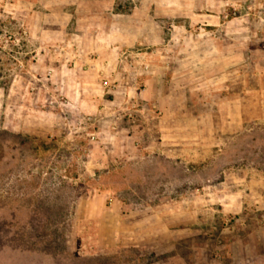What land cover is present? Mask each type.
Here are the masks:
<instances>
[{
  "label": "rangeland",
  "instance_id": "1",
  "mask_svg": "<svg viewBox=\"0 0 264 264\" xmlns=\"http://www.w3.org/2000/svg\"><path fill=\"white\" fill-rule=\"evenodd\" d=\"M73 3L0 0V264H264V120L206 125L208 139L182 147L193 153L184 167L182 158L139 156L144 140L120 126H148L158 138V113L137 92L115 91L141 92L166 60L201 67L203 55L216 69L208 80L230 99L264 86V0H115L99 19L147 23L136 44L116 47L112 73L99 62L97 84L88 80L100 54L65 12ZM86 71L93 91L79 90ZM103 197L105 222L89 216ZM122 198L129 203L111 207ZM120 212L141 223L143 248L98 246L101 231L122 233Z\"/></svg>",
  "mask_w": 264,
  "mask_h": 264
},
{
  "label": "crops",
  "instance_id": "2",
  "mask_svg": "<svg viewBox=\"0 0 264 264\" xmlns=\"http://www.w3.org/2000/svg\"><path fill=\"white\" fill-rule=\"evenodd\" d=\"M71 2H74L72 5L73 8L65 6V12L68 11L69 14H71V19L74 20V26L76 29L87 28L86 33L84 32L86 35L83 39L97 45L95 48L100 54L97 59L93 58L94 61L92 62H94L96 66L91 71L93 72L92 81L88 80V83L90 84H97L95 80L99 77V72H97L99 62L101 63L102 61L101 66L104 67L102 72H105L106 70L107 72L112 73V68L116 63V47L119 46V49L120 46H132L136 44V42L143 37L142 28L145 27L147 22L144 19L140 20L138 18L135 23L124 24L115 20L114 16L108 17L106 21L101 18L99 19L97 14L112 10L116 6L115 0H111L109 3L103 1L100 2L99 0H73ZM64 3L72 4L67 3L65 0ZM226 4L227 3H224L223 10L226 9ZM187 6L192 7V4L187 3ZM208 9L214 11L213 9H210V7H208ZM171 10H176V8H171ZM196 20L214 25L218 23L223 24L222 21L220 23L214 15H201L198 16ZM128 27L135 29L136 32L131 35L124 33ZM82 32L83 31H81V33ZM165 52L170 53V48L165 47L164 53ZM190 54L192 56V61H194L193 53ZM201 57V67H196L194 62H187L185 66L178 68L177 64L171 66L170 61L166 60L167 66H164L163 69L157 71L155 75L153 74L146 79V87H144L141 92L137 90V85L131 86L130 88L127 85H124V90H115L117 92L124 91L125 93L129 90L128 92L132 96L133 93L137 92L135 99L139 101L142 106L147 107L151 111L152 109H155L158 113L157 115H151L155 123L153 124L154 129L160 133L158 138L148 136V126L145 127L144 130H141L139 134H136L135 131L134 134H129L123 130H133L135 125L126 124L120 126L121 124H119L122 129L125 127L123 130L119 131L120 134H125L129 139L141 137L144 140V144H146L144 147L145 151L143 149L141 153H138L140 157L164 156L165 158L175 160L182 158L186 162L183 166L188 167V162L193 160V153H188L186 150L182 151L185 149L182 147L189 146V149H191L194 144L199 143L198 140L208 139L209 137L204 135V133L206 130L209 131L210 128H207L206 125H211L212 130L215 128L220 130L221 123L223 122L245 124L261 122L264 120V86L260 85L258 88H251V86L249 88L245 86V88L249 89V93L243 94L240 92H234L235 96L231 97V100L229 98L230 95L221 92V86H219L221 81H212V84V82L208 80L209 76L214 77V74L211 72L212 69H216H214V67H211V69L209 66L206 68L205 65H209V63L208 61H205L204 63V60L206 59L204 55ZM217 70L219 72L217 75L221 74V67ZM91 72L86 71L80 74V91H84L86 88L93 91L95 88L89 85L86 86L85 84L87 83L85 82V79L91 74ZM199 76H201V79L195 78L198 80L196 82L194 77ZM164 77L165 80H162ZM184 77L186 79H184ZM165 82H169V84H166ZM215 84L218 85L215 86ZM123 98V101H119L121 102L119 105H121L122 102H126L127 99L125 96ZM227 108H233L234 111L232 113L230 112L226 118L225 110ZM118 119L121 120V117H118ZM116 123L117 121L114 122L113 126H115ZM126 153V151L123 152L125 155ZM120 154L121 153H119V155ZM183 160L179 161L184 162ZM103 199L104 197L101 198V202L96 201L95 204L97 205V209L95 211L93 210L89 216L105 222L103 216L104 212H108V207L104 205ZM126 203H129L127 198L118 199V201L110 200L111 207H113V205L119 206ZM114 209L116 210V207H114ZM119 215L122 217V221L125 222L122 233L119 234L117 231L114 233V227L111 226V238L106 237L104 239V237H102L104 234L101 231L99 233L100 240L98 246H100V248H105L106 252H112L117 246H122L125 249L143 248L145 241L141 240V238L143 236L142 234H144V228L142 227V229L140 227L141 223L139 221L133 222L135 220L131 218L129 213L124 214L123 212H120ZM118 235H122V237L125 238L124 240H127L126 243L124 242V245L114 243V238ZM30 252L33 253V249H31ZM237 264H257V260L252 258L250 260L239 261Z\"/></svg>",
  "mask_w": 264,
  "mask_h": 264
}]
</instances>
